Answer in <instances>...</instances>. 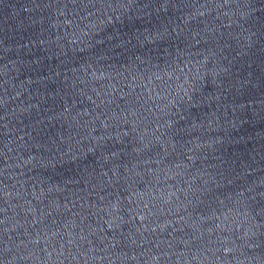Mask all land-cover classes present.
<instances>
[{
	"label": "water",
	"instance_id": "1",
	"mask_svg": "<svg viewBox=\"0 0 264 264\" xmlns=\"http://www.w3.org/2000/svg\"><path fill=\"white\" fill-rule=\"evenodd\" d=\"M0 264H264V0H0Z\"/></svg>",
	"mask_w": 264,
	"mask_h": 264
}]
</instances>
